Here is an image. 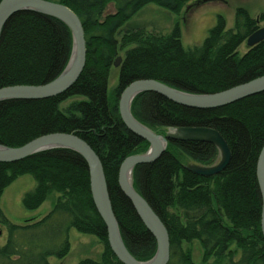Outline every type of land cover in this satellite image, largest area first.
Masks as SVG:
<instances>
[{
    "label": "trees",
    "instance_id": "obj_1",
    "mask_svg": "<svg viewBox=\"0 0 264 264\" xmlns=\"http://www.w3.org/2000/svg\"><path fill=\"white\" fill-rule=\"evenodd\" d=\"M189 1L59 0L83 24L87 54L82 74L58 96L0 102V144L20 147L42 135L65 132L79 136L97 152L123 241L139 261L154 256L157 242L121 191L118 176L121 162L146 152L150 144L123 123L119 111L123 90L133 81L154 79L185 92L211 94L264 76V42L244 55L238 51L264 23V12L256 19L239 7L230 30L219 15L203 43L194 48L184 47L179 19L167 34L126 27L119 38L123 26L145 5L154 3L179 16ZM110 4L114 13L107 12ZM132 44L122 59L119 83L109 95L111 66L119 51ZM71 51V30L63 21L33 11L16 13L0 38V88L54 80ZM71 97L81 99L69 106L73 114H68L59 107ZM131 112L151 129L214 128L231 150L226 169L210 177L191 172L182 159L186 155L193 162L213 165L219 150L205 142H169L156 161L134 168V188L168 229V264H194L184 245L194 241L203 248L204 263L215 257L219 264L227 257L228 264H264L256 172L264 144V92L223 107L196 109L150 91L134 98ZM25 174L37 181L23 198L26 209H38L53 192L60 196L44 217L21 224L11 222L0 206V225L7 229V239L0 244V264H52V257L62 259L69 253L72 229L94 235L104 244L101 261L86 258L78 264H124L109 246L105 222L93 200L88 164L79 153L58 148L13 163L0 162V203L5 188ZM238 251L241 257L234 260Z\"/></svg>",
    "mask_w": 264,
    "mask_h": 264
},
{
    "label": "water",
    "instance_id": "obj_2",
    "mask_svg": "<svg viewBox=\"0 0 264 264\" xmlns=\"http://www.w3.org/2000/svg\"><path fill=\"white\" fill-rule=\"evenodd\" d=\"M22 11L38 12L63 21L70 28L73 36L71 56L62 73L50 82L41 85H14L0 88V102L14 99H44L59 95L78 80L86 65L87 49L83 24L77 14L62 3L49 0H1L0 38L9 19ZM261 42H264V26L247 38L249 47H254ZM121 61L122 58L118 57L114 64L118 66ZM150 91L189 108L215 109L264 92V76L211 94L185 92L154 79L133 81L121 93L119 111L123 123L131 132L150 144L149 150L145 154L131 155L125 158L119 167L118 176L121 191L131 201L137 214L156 239L157 250L150 260H137L126 247L114 213L102 161L85 140L73 133L56 132L37 137L20 147H8L0 144V162L4 163L17 162L37 153L58 148L70 149L79 153L88 164L93 200L97 211L105 222L109 246L124 264H168L170 260L168 229L146 199L133 186L132 173L137 165L157 160L164 153L170 141L205 142L218 148L220 160L217 164L210 167L199 164L187 166L191 172L200 176L218 175L226 169L231 161L230 147L218 130L196 126L170 127L165 134H159L138 121L131 112L132 101L139 94ZM257 177L262 196L261 228L264 236V145L258 157Z\"/></svg>",
    "mask_w": 264,
    "mask_h": 264
},
{
    "label": "rangeland",
    "instance_id": "obj_3",
    "mask_svg": "<svg viewBox=\"0 0 264 264\" xmlns=\"http://www.w3.org/2000/svg\"><path fill=\"white\" fill-rule=\"evenodd\" d=\"M239 7L246 8L250 15L257 19L258 16L264 12V0H191L183 8V11L179 16L166 8H163L154 3H150L145 5L125 24V26H123L119 34V38H121V35L125 32L126 27H128V29L132 28L134 30H136L137 28H142L145 32L150 34H167L172 30L176 20L180 19L183 45L187 49L194 48L196 46H200L203 43L204 39H206V37L208 36L210 29L216 25L219 15H222L224 17L226 21V29H233L235 26L236 10ZM114 11V5L110 4L107 8V12L114 13ZM259 25L260 27H263L264 23H259ZM132 46L134 45L128 46L125 49L119 51V56H117V58L120 57L123 59L126 55L127 50ZM249 48L250 47L247 45L246 39V41L238 49L239 54L244 55ZM115 61L113 62V65L111 66L109 72V81L107 87L109 95L119 83L121 64L116 66L114 64ZM80 99L81 98L78 97H71L70 99L62 102L59 108L62 109L65 113L73 114L72 111L71 113L70 111H68V108L76 100ZM168 129L169 128H154L151 130L159 134H165ZM146 152L137 154H145ZM182 159L187 166L194 163L186 155H183ZM36 185L37 181L35 180V178L31 174H25L16 178L12 183H10V185L5 188L1 198L0 206L4 214L11 222L21 224L26 220L40 219L51 211L58 197L60 196V194L57 192L51 193L48 199H46L38 209L29 210L24 207V196L26 195V193L34 190ZM0 229L2 231L0 235V244L3 245L7 239V229L1 225ZM97 239L98 238L94 235L83 234L75 229H72L70 232L71 249L69 253L62 259L52 257L51 263L78 264L79 261L86 258H92L97 261H101L102 252L104 251V244L100 241H97ZM184 245L186 248H189L191 250L194 264L217 263L215 257H212L207 263L203 262L204 251L198 241H194L190 244L185 243ZM239 257L240 252L239 255H236L234 257V260H238ZM228 261V259H225L222 260L219 264H228Z\"/></svg>",
    "mask_w": 264,
    "mask_h": 264
},
{
    "label": "bare ground",
    "instance_id": "obj_4",
    "mask_svg": "<svg viewBox=\"0 0 264 264\" xmlns=\"http://www.w3.org/2000/svg\"><path fill=\"white\" fill-rule=\"evenodd\" d=\"M49 1H52V0H49ZM52 2H55V3H60L59 2V0L58 1H52ZM180 20V19H179ZM173 27H174V25H173ZM181 30H182V28H181ZM85 32V31H84ZM71 34H72V32H71ZM72 44H73V36H72ZM133 45V44H132ZM131 46V45H130ZM132 47H134V46H132ZM131 47V48H132ZM261 77V76H260ZM257 78H259V77H257ZM257 78H255V79H257ZM79 79V78H78ZM254 80V79H253ZM158 81V80H157ZM252 81V80H251ZM249 82V81H248ZM76 83V82H75ZM74 83V84H75ZM163 83V82H162ZM247 83V82H246ZM73 84V85H74ZM72 85V86H73ZM167 85V84H166ZM71 86V87H72ZM170 86V85H169ZM70 87V88H71ZM235 87V86H234ZM69 88V89H70ZM69 89H67V90H69ZM66 90V91H67ZM65 91V92H66ZM64 93V92H63ZM260 93H262V92H260ZM62 94V93H61ZM259 94V93H258ZM60 95V94H59ZM56 96H58V95H56ZM54 97V96H53ZM243 99H245V98H243ZM242 100V99H241ZM240 101V100H239ZM181 127H188V126H181ZM196 127H206V126H196ZM207 128H211V127H207ZM214 129V128H213ZM216 130V129H215ZM56 133V132H55ZM170 142H175V141H170ZM264 145V144H263ZM167 146H168V144H167ZM263 147V146H262ZM167 149V148H166ZM262 149V148H261ZM96 152V151H95ZM165 152V151H164ZM261 152V151H260ZM97 153V152H96ZM134 155H137V154H134ZM129 157V156H128ZM127 158V157H126ZM219 160H220V155H219V157H218V159H217V161L213 164V165H215V164H217L218 162H219ZM156 161V160H155ZM154 162V161H153ZM258 162V161H257ZM122 163V162H121ZM151 163V162H150ZM193 164H199V165H202V166H213V165H203V164H200V163H196V162H194ZM121 165V164H120ZM189 170V169H188ZM134 171V170H133ZM256 172H257V170H256ZM132 178H133V173H132ZM179 177H178V175L176 176H174V180H177ZM181 179V178H180ZM258 184H259V181H258ZM134 186V185H133ZM259 190H260V194H261V188H260V184H259ZM111 197V196H110ZM261 200H262V196H261ZM219 209H220V211H221V213L222 214H224V208L223 207H221V206H219L218 207ZM99 213V212H98ZM156 213V212H155ZM261 218H262V205H261ZM84 234V233H83ZM87 235H90V234H87ZM122 236V235H121ZM97 241H100L99 239H97ZM101 242V241H100ZM101 243H103V242H101ZM157 250V249H156ZM239 252H240V257H241V251H238L237 252V255H239ZM240 257H239V259H240ZM226 259H228L227 257H225ZM229 260V259H228Z\"/></svg>",
    "mask_w": 264,
    "mask_h": 264
}]
</instances>
